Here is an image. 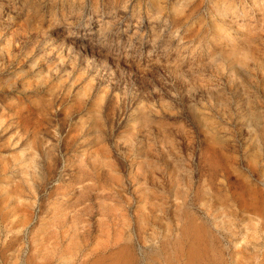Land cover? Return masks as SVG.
<instances>
[{
	"label": "rangeland",
	"instance_id": "1",
	"mask_svg": "<svg viewBox=\"0 0 264 264\" xmlns=\"http://www.w3.org/2000/svg\"><path fill=\"white\" fill-rule=\"evenodd\" d=\"M0 264H264V0H0Z\"/></svg>",
	"mask_w": 264,
	"mask_h": 264
}]
</instances>
